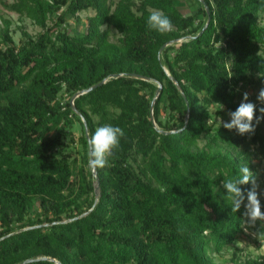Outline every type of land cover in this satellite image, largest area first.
<instances>
[{
	"label": "trees",
	"instance_id": "1",
	"mask_svg": "<svg viewBox=\"0 0 264 264\" xmlns=\"http://www.w3.org/2000/svg\"><path fill=\"white\" fill-rule=\"evenodd\" d=\"M203 1L4 5L40 31L19 45L8 22L0 33V264H264L235 246L247 218L223 188L245 166L258 180L254 158L264 172V121L243 136L219 123L244 92L264 107V0ZM153 9L175 30L149 29ZM83 11L81 32L65 27ZM94 86L78 115L72 96ZM105 124L125 135L96 181L88 140Z\"/></svg>",
	"mask_w": 264,
	"mask_h": 264
},
{
	"label": "clouds",
	"instance_id": "2",
	"mask_svg": "<svg viewBox=\"0 0 264 264\" xmlns=\"http://www.w3.org/2000/svg\"><path fill=\"white\" fill-rule=\"evenodd\" d=\"M103 26L107 27L106 25ZM147 26L161 34L175 30L171 19L160 9L151 10L147 19ZM242 95L243 99L237 109L227 113L230 120L220 123L224 129L229 131L236 129L243 136L248 133L254 134L255 126L264 121V107L259 108L260 115L257 116V107L249 102V94L244 92ZM257 99L264 104V87L259 90ZM215 104L223 108L220 103ZM124 135V130L118 126L105 124L97 127L88 140L89 167L95 170L109 166L110 158L115 150L119 149L120 140ZM249 184L251 187L245 191L242 186ZM223 188L226 190L228 198L233 201L232 212L239 211L243 206L245 209L243 215L247 218V223L250 226L255 227L258 221L264 222V211H262L264 206L261 204L260 192H258L257 175L249 167H241L237 176L224 182ZM259 235L264 236V233Z\"/></svg>",
	"mask_w": 264,
	"mask_h": 264
},
{
	"label": "rangeland",
	"instance_id": "3",
	"mask_svg": "<svg viewBox=\"0 0 264 264\" xmlns=\"http://www.w3.org/2000/svg\"><path fill=\"white\" fill-rule=\"evenodd\" d=\"M13 0H0V33L3 31L5 23L8 22L9 35L12 38L14 44L19 45L20 41L24 39L23 33L34 37L40 29L34 25L30 20L19 17L16 13L8 10L4 5L10 4ZM185 12V11H184ZM94 14L93 11H83L80 12L76 18L67 15L65 18V27L69 30L82 31L84 25L86 24L87 18ZM262 23L264 24V15L261 17ZM104 29V28H103ZM119 35L111 31L110 39L116 41ZM244 90V88L242 89ZM227 116L225 115L222 119L219 120L227 122ZM221 124V123H220ZM79 126L75 125L70 131V138L65 140L67 152L76 155L80 150V130ZM246 148H250L249 145H246ZM78 156V155H77ZM254 163L256 165V171L258 174L257 183L259 185L258 192L264 197V172L262 169V164L259 163L257 158H254ZM264 233V222L258 221L255 227L250 226L249 224L245 225L244 235H241L238 241L235 242V246L238 247L240 253L244 257L249 255L250 257L264 258V236L259 235ZM230 259V252L223 253L222 256H217L215 261L224 264Z\"/></svg>",
	"mask_w": 264,
	"mask_h": 264
},
{
	"label": "water",
	"instance_id": "4",
	"mask_svg": "<svg viewBox=\"0 0 264 264\" xmlns=\"http://www.w3.org/2000/svg\"><path fill=\"white\" fill-rule=\"evenodd\" d=\"M199 1H200L202 4H204V1H203V0H199ZM205 9H206V11H208L207 7H205ZM178 41H179V40H178ZM104 82H105V81H102V82L99 83L97 86L102 85ZM173 82H174V84L176 85V82H175L174 80H173ZM97 86L91 87L90 89H88V90H86V91H80V92H77L76 94H74V95L72 96V98H71V100H70V105H71V107H72V109H73L74 112H76V113L79 115V112L76 110V108H75L74 105H73V101L75 100V98H77L78 96H80V95L86 93V92L89 91V90L95 89ZM177 87H178V86H177ZM160 89H161V86L159 85V86H158L157 93H156V96H158V93H159ZM178 89H179L180 93L182 94L183 99L186 100V98H185V96L183 95L181 89H180L179 87H178ZM186 105H187V103H186ZM81 120H82L83 125H84V129H85L86 137H88L86 122L84 121V119H83L82 117H81ZM152 120H153V118H152ZM92 173H93V175H94L96 181H98V179H97V177H96V173H95V171H94L93 169H92ZM96 190H97V188H96ZM42 259H46V258H42ZM47 260L52 261V262H54L55 264H60L59 262H57V261H55V260H53V259H47ZM26 262H30V261H25L24 263H26ZM24 263H21V264H24Z\"/></svg>",
	"mask_w": 264,
	"mask_h": 264
}]
</instances>
